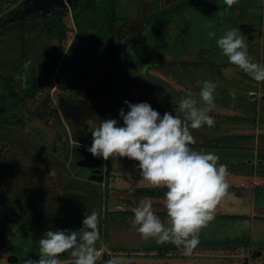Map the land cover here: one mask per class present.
I'll list each match as a JSON object with an SVG mask.
<instances>
[{
    "label": "rangeland",
    "instance_id": "obj_1",
    "mask_svg": "<svg viewBox=\"0 0 264 264\" xmlns=\"http://www.w3.org/2000/svg\"><path fill=\"white\" fill-rule=\"evenodd\" d=\"M13 1L15 0H0V24L6 23L4 20L5 17H7L10 5L14 3ZM19 1L20 0H16V5ZM88 1L90 0H83L80 7L85 5ZM163 2V0H160L156 4L155 0H146V2L144 0H113V2L110 3L109 0H95V7L97 9V6L100 5V3H103L106 6L111 5V8L107 9L109 12L108 14H111L109 17H105L106 11L103 12V9L96 11L92 7H89V9H86L85 11L78 10L80 7L75 10L71 8L64 14L52 12L51 14H53V16H48L49 18L45 19V22H47L49 28L55 25L59 26V32H62L64 35L62 41L57 39L54 35L49 34L46 26L38 22L39 20L37 21V24H33L36 22V18H28L26 20L24 23L27 27L26 29H23L19 22H12L11 24L1 26L0 75L3 76L1 78L4 79V89L6 90L5 83L10 80L11 82H14L19 93L22 94L23 89H21V83L16 81L20 80L21 82L23 78L26 80L35 78L39 83H46V81H48V85L46 86H48L47 90L49 92V82H51L49 80L52 79V73L49 68L54 69L56 60L55 62L52 61L56 52L60 51L57 48L63 50L64 47H69L67 49L68 55L66 58L71 54H73L74 57H77L78 55H83L84 51L88 52L90 56L88 63H92V66L94 64L98 65L102 62L99 64V66L102 67H99L98 72H100V76L106 75L105 71L108 67H110V70L112 68L113 60H110L113 52L116 54L114 57L116 62L114 63H117L119 60L117 54L118 49H113V52H111L112 50L107 48V51L104 52L102 48L105 41L113 36L110 33L112 30L119 34L117 44L119 45L120 42V47L124 46L126 50L129 48L132 49V54H134V46H132L133 42L131 39L134 36H136V39L141 38V42L136 43L141 52H145L147 48L152 50V58L150 61L147 59H143V62L138 59V61H134L132 60L133 58H130L131 60L128 61L129 63H127V66L129 69H134L139 66V72L137 71L136 74L144 81L142 86H148L147 91H151L152 97L155 96L153 99H156L158 103V105H155V110H158L161 115H163L161 108L167 106L169 107L168 112L180 116L181 113L178 110L175 111V109H178L179 100L189 94L198 101L200 107H204V102L200 100L199 92L204 81L211 80L217 83V87L214 93L215 107L209 113L212 116L214 114L213 117L215 122L212 127H209V129H215L218 127L219 129H229L230 131V129L244 128L248 132L255 131L250 122L253 117L251 113L252 111H255L254 113H257L256 111L264 113V81L258 82L254 80L238 66L230 63L228 57L224 55L216 45V38L223 35L228 29H237L238 34L243 36L248 44L249 59L252 62L264 65V0H234L231 7L227 6L223 0H186L179 6H174L175 1H173L169 4L171 8L164 7ZM145 3L146 6L144 7ZM150 4L153 6H149ZM135 6L136 9H134ZM239 12L243 15L241 16V21H250L256 25L257 30L255 31L254 38H250L251 40L248 39L242 32L241 28H239L240 23L239 26H237L238 20H234L235 23L231 26L223 23L225 20L222 19L226 15H231L234 19H237V13L239 14ZM154 17L156 19H154ZM117 18L127 20H125L120 26ZM18 21H20V19ZM147 27L149 30H147ZM100 31V35L103 38L101 43L97 40L99 37H96ZM145 31H149L150 35L147 34L148 37L143 34L142 36L140 35ZM212 31L216 33V37H209L208 33ZM120 34H122V40L120 39ZM164 37H166L169 43L162 39ZM147 38L149 39V43ZM192 40L194 41L192 42ZM150 41L152 43L155 42L153 47H150ZM53 48L57 51L50 53ZM95 49H97V51ZM147 52L149 54V51ZM126 56H129V54ZM145 62H148L149 64L146 68L148 76L145 72L141 76L140 73L143 72L141 71L140 66L142 64L143 70H145ZM42 65H45L44 71H41L40 69ZM62 67L64 69L62 70L64 71V74L69 72L65 63H63ZM90 68L91 70L93 69L92 67ZM117 69H119V67L115 66L114 70L116 71ZM92 71L87 80H90L91 78L90 81H92L93 75L97 74L96 71ZM111 73H113L112 70ZM64 74H62V76L65 78ZM111 77L112 81H114L113 75ZM62 81L63 78H60V80L56 79L57 83ZM130 83V81H127L125 85L128 86ZM60 86L61 85L58 86V90L60 89ZM134 89H136L135 92H140L141 87L137 86ZM42 90L44 91V89ZM250 90H254V93L258 96H256V100L254 101H251L252 94ZM231 93H235V95H232ZM100 94L101 93L97 92L94 93L96 98H98L97 96ZM45 95H47V93ZM126 97L129 98V95L127 94ZM99 99H102V97H99ZM140 99L148 102L150 97L146 91H142V93H140ZM222 103L224 104L223 107L225 106L226 109L218 108L217 104L222 105ZM113 105L116 115L119 116V103L116 102V99H114ZM218 110L222 111L221 115L223 117H220ZM238 113H240V116L236 115ZM242 113L248 114L247 116H244L247 119L243 120V122L236 123V116L241 117ZM228 114H232L233 116ZM100 115L103 118L94 124L95 127L97 125L99 126L103 119L108 118V113L103 116L102 112ZM180 117H183V115ZM11 119H13V117H11ZM261 121L262 124H264V118L261 119ZM10 122L11 126L15 127V122L13 120ZM118 123L122 125L123 121L119 120ZM19 127L23 128V125H19ZM0 132L5 134L8 138L11 134L22 138L17 131H8L6 133L0 129ZM212 137L215 138L214 135H212ZM236 137L237 135L233 132L230 134H224L222 137L217 138L216 141L223 143L224 141L231 140V142H233ZM65 139L66 136L64 140ZM223 146H225L224 148L227 150L231 148L230 145ZM122 158L121 161L124 162L125 157ZM240 159V153L233 152L226 161L224 158L222 160L223 163L232 164ZM111 160L114 161L116 158H111ZM242 160L245 161V159ZM138 163V161L130 159V165L128 167L125 165L123 166L121 172L125 176L129 175V179L125 180V184L122 183V185H149L143 178L140 181L133 179L134 176L140 175V170L138 168L133 169L131 166H137ZM54 171L58 173L57 176L61 178L58 180L59 185L56 188L58 196L62 199L64 198L66 201L75 199V201H73L75 205L62 204L56 211L68 213L71 209L78 210L82 208V200H77L81 199L79 197L80 194L75 192L79 195L77 196L75 193H71L74 192V188L77 186L74 185L71 180L65 181L67 177L64 176L65 171L63 168H56ZM10 174L12 175L13 181L25 184L26 181H23L21 168L16 167L15 173L11 172ZM70 185H74L73 188H70ZM64 189H66V191ZM35 196H37V193ZM72 196L74 197L71 198ZM51 197H53V193L49 191L47 193L46 207L53 209L55 208V202L50 201ZM223 205L229 206V204H225L224 200ZM63 216L65 215L61 216L62 219L66 220L67 217ZM74 216L71 217L73 221L69 220V223L72 227L78 229L81 224L74 223ZM33 218L36 223L41 225L44 223L42 220L38 221V217ZM56 222L57 218L55 216L49 217L46 219L45 228L47 230H54V228H56ZM215 225H217L216 220H213L209 222L206 227L201 229L200 243L193 250L191 255H185L182 248L176 250L160 249L155 255H161L154 257L149 255V253L145 254L143 252L146 248L151 249V247L147 246H158L153 243L155 241L154 239L144 240L142 236L136 239L133 234H131L130 238L126 239L123 236L111 232L110 237L116 239L115 242H112L110 239V243H112L113 246L119 247H108L109 252H107V261L111 260L113 261V264H264V251L261 255L258 253L264 248V231L255 227L250 235L252 242H248L249 234L245 224L231 221V217H227L223 219L219 226L215 227ZM98 227L102 239L100 220ZM212 228L213 231L210 232V229ZM29 235L31 238L32 236L37 238L44 236L41 231H30ZM150 240L152 242H150ZM38 241L39 239H34L30 245L31 249L29 254L31 257L33 253H38V247H36ZM168 244L170 243L160 244L159 247L165 248ZM247 245L249 246L247 247ZM97 246L101 247L100 242L97 243ZM246 247L248 249H246ZM140 251H142L141 254L138 253ZM131 252H137V254H131ZM241 253H246L247 256L243 257ZM165 254L173 256V258H167L168 261L164 260L162 263L160 260L164 259V256H166ZM67 256L71 255L67 254L66 257ZM155 258L159 259L157 260ZM64 260L65 255L62 253L59 256L58 263ZM97 261L100 260L97 259ZM0 264H4V262H0ZM7 264L10 263L7 261Z\"/></svg>",
    "mask_w": 264,
    "mask_h": 264
},
{
    "label": "flooded vegetation",
    "instance_id": "obj_2",
    "mask_svg": "<svg viewBox=\"0 0 264 264\" xmlns=\"http://www.w3.org/2000/svg\"><path fill=\"white\" fill-rule=\"evenodd\" d=\"M23 1L24 0H20L17 5L16 2L9 7L7 17H5L4 22H18L19 19L27 20L28 18H36L35 23H37L38 20L41 21L42 19L49 18L48 16H53V14H51L52 12L64 14L71 8L73 10L78 9L81 2H83V0H67V6L65 8L62 6H55L49 8L46 14H42L43 12L36 6V2L31 1L28 5H25ZM155 1L157 4L160 0ZM163 1L164 7L171 8L169 4L173 1H175L174 6H179L186 0ZM37 3H39L40 6H45V0H38ZM145 6L146 3L144 4V7ZM21 14L23 16H20ZM239 14L237 13V19H234L231 15H226L222 19L225 20L223 23L231 26L234 25V20H238L237 26H239L240 23L239 28H241V24L249 23L254 27V30L251 33L242 32L248 39L254 38L255 31L257 30L256 25L250 21H241V16L243 15ZM154 19L156 18L154 17ZM125 20L127 19H124L121 23H119L120 26L125 22ZM41 24L45 26L44 22ZM147 30H149L148 27ZM147 32L145 35L149 34V31ZM140 35L142 36V33ZM121 36L122 34H120V39L122 40ZM140 39H136V36L131 39L133 42L132 46H134V54H132V49L129 48L126 50L124 46L120 47V42L119 45L117 43L114 45L113 49H118V59L123 60L121 59L123 56L127 61L126 66L127 63H129L128 61L131 60L130 58H133L132 60L134 61L140 60L141 62H143V59L150 61L152 58V50L150 48H147L145 52H141L140 48H138V44L136 43L141 42ZM59 40L62 41L61 39ZM193 41L194 40H192V42ZM150 43V47H153L155 44V42L152 43L151 41ZM55 48H53L50 52H56L57 50ZM68 48L69 47L64 50L57 48L60 51H57L54 55L55 57L52 61L55 62L56 60L54 69L49 68L52 73V79L49 80L51 81L49 82V92L47 90L48 86H46L48 85V81H46V83H39L35 78L30 80L23 78L21 82L20 80L16 81L21 83V89H23L22 94L19 93L14 82H11L10 80L5 83V90L3 85L4 79L1 78L3 76L0 75V129L6 133L8 131H17L22 137L19 138L18 136H13V134H11L8 138L5 134L0 132V262H4V264H7V261L10 264H19L9 261V256L11 254L31 257L29 254L31 249L30 245L34 239L38 240L41 236L40 238L33 236L31 238L29 232L41 231L44 235L45 232L48 231L45 228L46 219L51 216H55L57 218L56 225L58 226H56L54 230L59 229L61 225H66L64 230H75L76 227H72L69 223V220L73 221L71 218L72 216L75 215L74 223L82 224L87 212H98L100 214L99 220L102 231V240L111 248L119 247L110 244L111 232L120 235V230H125V225L128 226L133 221L134 213L132 209L135 205L126 200V195L122 193L120 189H117L119 193L113 195L114 187L111 185L112 181H109L110 178L108 176L109 160H106L107 166L105 170L108 172H105L103 181L101 182L98 181L100 176L96 177V181L91 179L93 175L91 168L79 165V161L84 158V153L77 147V144L84 143L87 145L88 143L86 144V142L83 141V138L85 136V140L88 142L90 141L87 136L94 128V124L103 118L100 113L103 112V116H105L106 113H110L109 109L106 110V107L104 106L105 104H108L106 103L107 97L105 96L108 89L103 93L105 86L103 82L104 76H100V72H98L99 67L102 66H99V64L91 66V64L88 63V58L90 56L88 58H77L71 54L66 58L68 55ZM95 50L97 51V49ZM103 50L105 51L104 48ZM147 51H149L150 55ZM85 54H88V52ZM127 54H129V56H126ZM115 55L116 54L113 52L110 60H113L112 66H115ZM63 63H65V66L69 69V72L66 74L62 71L64 70L62 67ZM88 64L90 65L89 67L87 66ZM148 65L149 64L147 62L144 66L145 70H143V65L141 64L140 67L143 72L140 73L141 76L144 72L148 76L146 70ZM122 66L123 65H118L119 68ZM90 67L93 68L92 70L97 72L96 75H93L92 81H90L91 78L90 80H87L88 78L85 80L81 79V71L83 69L88 71L90 77V72L92 71ZM40 69L41 71H44L45 65H42ZM121 71L123 70L120 69L118 75L121 74ZM129 71H131V73L128 75L130 78H128V80L130 82L133 81L136 85H138V87H140V84L143 85L144 81L136 74L137 71L139 72V66L134 69L130 68ZM62 74H64L65 78ZM59 75L60 78H63V81L57 83L56 79L60 80ZM114 78L117 77L114 76ZM59 85L61 86L58 90ZM98 87L99 90H101V94L97 96L98 98H96L94 93L97 92ZM42 89H44V91ZM44 93H47V95ZM122 93L123 92H117L114 89L112 91L111 89V101H113L114 96L117 95L119 104H122ZM99 97H102V99H99ZM19 99L20 101L16 102ZM119 106L123 107L125 111H128L125 104ZM111 108H114L113 104L110 109ZM11 117H13V119H11ZM11 120L15 122V127L11 126ZM19 125H23V128H20ZM65 136L66 139L64 140ZM90 145L88 144L87 146ZM16 167L21 168L23 181H26L25 184H20L18 181L12 180V175L10 173H15ZM56 168H63L65 171L64 176L67 177L65 181L71 180L73 184L77 186L74 188V192L71 193L74 194L77 192L80 194L79 196L75 193V195L81 198L77 200H82V208L78 210L71 209L68 213L56 211L60 205H72L74 204L73 201H75V199L66 201L64 198L62 199L58 196L56 188L59 185L58 180L61 178H59V176H57L58 173L54 171ZM73 186L70 185V188H73ZM132 187L133 186L130 188ZM64 190L66 191V189ZM49 191L53 193V197L50 198V201L55 202V208L53 209L46 207L47 193ZM36 193L37 196H35ZM133 194L134 193L129 190L128 198H133ZM111 196L114 201L112 208L109 205L111 202ZM73 197L74 196L71 198ZM123 203L125 204L124 206H122ZM62 215H65L63 217H67V219L63 220L61 217ZM33 217H38V221L42 220L44 223L42 225L36 223ZM36 247H39V245ZM105 252H109L108 248L107 250L103 249L102 255L98 258V260H101L105 256ZM63 254L65 255L64 261L74 259L71 256L66 257L68 252ZM34 256L39 258V253H33L32 257Z\"/></svg>",
    "mask_w": 264,
    "mask_h": 264
},
{
    "label": "clouds",
    "instance_id": "obj_3",
    "mask_svg": "<svg viewBox=\"0 0 264 264\" xmlns=\"http://www.w3.org/2000/svg\"><path fill=\"white\" fill-rule=\"evenodd\" d=\"M223 2L231 7L234 0ZM208 35L216 37L214 31ZM216 45L230 63L254 80L264 81V65L249 59L248 44L237 29L226 30L216 38ZM216 87V82L204 81L199 92L204 107L191 94L180 99L178 111L183 113V120L170 112L161 115L146 101L125 100L128 111L119 109L123 124L116 118L103 119L92 129V143L87 148L94 157L104 160L118 156L138 161L140 175L149 185L166 188V217L162 220L151 202L141 200L132 209V223L144 240L171 243L182 248L185 255H191L200 243L201 229L215 219V210L229 189L228 168L218 163L219 156L190 147L195 142L191 129L214 125L209 113L215 107ZM99 216L96 211L87 212L78 229L46 231L38 241L39 259L29 257L22 264H58L60 254L65 252L74 258V264H96L97 242L102 249L108 248L101 239Z\"/></svg>",
    "mask_w": 264,
    "mask_h": 264
},
{
    "label": "crops",
    "instance_id": "obj_4",
    "mask_svg": "<svg viewBox=\"0 0 264 264\" xmlns=\"http://www.w3.org/2000/svg\"><path fill=\"white\" fill-rule=\"evenodd\" d=\"M146 2V0H144ZM151 6V4L149 5ZM134 9H136V6L134 7ZM51 53V52H50ZM81 55H78L77 58L81 57ZM120 69H122L123 71H121V74H119L120 78L119 80H122L124 77L130 75L129 73H131V71H129V69L127 68H119L117 69V73L120 71ZM128 71V72H127ZM127 72V73H126ZM126 79V78H125ZM124 79V80H125ZM103 82H104V89H103V93L107 90V93L109 92V88L112 89L113 91V87L110 86L109 84V80L107 78L106 75H104L103 77ZM112 81V80H111ZM106 82V83H105ZM113 83L115 84V81L111 82V85H113ZM119 83H121V81H119ZM116 85V84H115ZM138 85L136 84H131L127 90V94L129 95V98H126L123 101L122 104H124L125 100H128L132 103H139V102H145L146 100H141L140 99V93H142L141 91H145L148 93V96L150 97V99L148 100V103H150L152 105V107L155 109V105H158L156 99H153L154 97H152V93L151 91L148 92L147 91V86H142L140 84V92H135L136 89H134L135 87H137ZM99 90V87L98 89ZM116 90V89H114ZM119 91V89H118ZM117 91V92H118ZM119 92H122V90H120ZM251 92V101L256 100V96L257 94H255L254 90H250ZM106 94V93H105ZM118 94V93H117ZM123 94V93H122ZM123 97V96H121ZM152 97V98H151ZM258 97V96H257ZM114 99H116V102L119 103V100L117 98V95L114 96ZM113 99V101H114ZM112 101V104H113ZM218 101V100H217ZM147 102V101H146ZM264 102V99H263ZM119 104V105H122ZM223 103L221 104H217L218 108H223L226 109V107H223ZM252 105V104H251ZM161 106V104H160ZM159 106V107H160ZM216 106V107H217ZM120 109V106H118ZM171 108V107H170ZM162 109V114H164L165 112H168L169 107H163ZM113 115L112 118H116L118 121L121 120L120 117L118 115H115V109H113ZM128 110V108H127ZM178 110V109H177ZM220 117H223L221 115V110H218ZM251 112V111H250ZM255 111H252V118H251V123L254 127L253 130L255 131H250L248 132L247 130H245L244 128H239V129H219L218 127H214L215 129H209V127L207 125H203L201 128L198 129H191V133L194 137V143H192L190 145V147H192L195 150L198 151H205V152H212L216 155L219 156V161L218 163H222L227 165L228 168V172L229 175L227 176V182L229 184V189L227 191V193L225 194V196L222 198V200L220 201V203L218 204L216 210H215V219L216 220V224L215 227L219 226V224L223 221V219L227 218V217H231V221H235L238 223H243L245 224V226L247 227V232L249 234V240L248 242H252L251 240V233L252 231H254V228H259L261 229V231H264V124H262L261 119L264 118V113H259L260 111H256L257 113H254ZM213 114V113H211ZM240 113L236 114L238 116ZM183 115V113L180 114V116ZM228 115H232V114H228ZM248 114H241V117L236 116V123L237 122H243V120L247 119L244 116H247ZM214 116V114H213ZM233 116V115H232ZM181 119H184V116L181 117ZM98 127V125L96 126ZM95 128V125H94ZM235 132V134L237 135V137L235 138V140L233 142H231V140L228 141H224L223 143H219L217 142V138L222 137L224 134H230ZM86 135V134H85ZM212 135H214L215 138L212 137ZM89 137L90 141H86L85 140V136H84V142H86V144L88 143L89 145L92 143V131H90V134L87 136ZM87 144V145H88ZM223 145H230L231 148H229V150H227L226 148H224L225 146ZM228 151V152H227ZM233 152H238L240 153L241 159L237 160L235 163H223V158L226 161L227 158L230 156L231 153ZM123 158L122 157H116V160H111V158H109L108 162H109V181H112L111 185H113L114 189H113V195L116 193H119V191H117V189H120L122 191V193H124L126 195V200H128V202H132L135 206L141 201H149L152 203L153 205V210L154 212L161 217V219L163 220L166 215H167V210L164 207V193H162L161 195H145V196H137L135 194H133L132 196H134L133 198H128V192L133 188H145V187H152L151 185H139V186H133V185H129V186H124L122 185V183H124L125 180L129 179V175L125 176L122 172L121 169H123V166L125 165L126 167H128L130 165V159L125 157L124 158V162H122ZM242 159H245L242 160ZM131 168H138L137 166H131ZM108 171H106L107 173ZM128 177V178H127ZM139 178V179H138ZM133 179L140 181L142 179L141 175L139 176H134ZM125 184V183H124ZM131 186H133L132 188H130ZM136 196V197H135ZM115 198V197H114ZM111 202L109 203L110 207L112 208L113 206V198L112 196L110 197ZM223 200L225 202V204H229L230 206V210H229V206H224L223 205ZM122 205V204H121ZM125 204L123 203L122 206H124ZM134 216V215H133ZM134 218V217H133ZM70 225V224H67ZM58 226V225H56ZM66 225H61L59 229L64 230V227ZM214 228V227H213ZM213 228L210 229V232L213 231ZM131 234H133L135 236L136 239H138L141 234L138 233L136 231V228L133 226V224L131 223L130 225L126 226L125 225V230H120V236L127 238H130ZM114 237H111V241L115 242ZM131 240V239H129ZM150 242H152L150 240ZM155 243V245L157 244L155 241L153 242ZM111 245H113L112 243H110ZM159 247L160 244H157ZM168 245H171L168 244ZM249 245H247L248 247ZM110 247V246H108ZM147 247H156V246H147ZM246 247V249H248ZM264 248L262 251H259V255L263 254ZM142 251L138 252L139 254H141ZM144 252V251H143ZM157 252V250L153 251L151 250L149 252V255L157 257V255H155V253ZM145 253V252H144ZM131 254H137V252H131ZM146 254V253H145ZM243 257L247 256L246 253H241ZM166 255V254H165ZM172 255V254H171ZM167 258H173V256H164V259L160 260L163 261L166 260L168 261ZM155 259H159V258H155ZM161 259V258H160Z\"/></svg>",
    "mask_w": 264,
    "mask_h": 264
},
{
    "label": "trees",
    "instance_id": "obj_5",
    "mask_svg": "<svg viewBox=\"0 0 264 264\" xmlns=\"http://www.w3.org/2000/svg\"><path fill=\"white\" fill-rule=\"evenodd\" d=\"M110 1V3H112L113 2V0H109ZM10 2V1H9ZM9 2H7V3H9ZM14 3L13 4H15L16 3V0L15 1H13ZM7 3H6V5H7ZM13 4H11V5H13ZM10 5V6H11ZM89 7H92V8H94L96 11H100L99 9H103V12H105L106 13V16L105 17H109V16H111V14H108L109 12H108V10L107 9H110L111 8V5H109V6H106V5H104L103 3H100V5H98L97 7H98V9L95 7V0H90V1H88L85 5H82L81 7H80V9L81 10H86V9H89ZM113 7H114V5H113ZM115 18H116V16H115ZM115 18H114V20H115ZM118 20H119V23H121L122 21H123V19H119V18H117ZM19 22V24H20V26L23 28V29H26L27 27L24 25V23L26 22V19H21L20 21H18ZM40 23H42V22H44V24H45V26H46V29L48 30V33L49 34H51V35H55L58 39H63V33L62 32H59V26L58 25H55V26H51L50 28H49V25H47V22H45V19H42L41 21H39ZM12 22H7V23H5V24H0V27L1 26H3V25H6V24H11ZM38 23V22H37ZM37 23H35V24H37ZM162 26H164V25H162ZM49 28V29H48ZM107 28V27H106ZM105 28V29H106ZM109 28V27H108ZM110 29V28H109ZM102 30V29H101ZM65 31V30H64ZM147 32V31H146ZM146 32H143L142 34L143 35H145L146 34ZM110 33L113 35L110 39H108L107 41H105V43L103 44V46H102V48H104L105 49V51H107V48H110V50H112L113 49V47H114V45L117 43V39H118V34H117V32H113L112 30L110 31ZM148 33V32H147ZM101 34V31L96 35V37L98 38L99 37V39H97L98 41H99V43H101L102 41H103V38H102V36L100 35ZM104 34V33H103ZM110 34V35H111ZM145 36H147V35H145ZM165 42H168L169 43V41H167V39H166V37H164V38H162ZM64 49H65V47H64ZM63 49V50H64ZM60 50H61V48H60ZM104 51V52H105ZM113 51V50H112ZM86 53V51H84L83 52V55L81 56V57H83V58H88L89 57V55L88 54H85ZM121 59H123V60H119L120 62H117V63H115V66L117 65H123L121 68H127V69H129L127 66H126V59L122 56V58ZM130 61V60H129ZM88 62H89V58H88ZM58 63V62H57ZM94 63H97V62H94ZM102 62H100L99 64H101ZM89 64H92V63H89ZM87 65L88 67L90 66V65ZM125 65V66H124ZM115 66H112V68H111V70L113 71V73H111V70H110V68H108L106 71H105V74H106V76H107V78H108V80H109V84H110V86L111 87H113V89H116V91H118V89H119V91L120 90H122V92H123V94H122V100H124V99H126L127 97V90H128V88H129V86L132 84V83H134L133 81H131V83L128 85V86H126L125 85V83L127 82V81H129L128 80V78H129V76H126V77H124L122 80H119V78H120V76L118 75V73H116V71L114 70V68H115ZM115 71V72H114ZM128 72V71H127ZM126 72V73H127ZM113 75V77L115 76V77H117V78H114V81H115V84L113 83V85L114 86H112L111 85V80H112V76ZM126 78V79H125ZM125 79V80H124ZM130 79V78H129ZM119 81H121V83H119ZM135 84V83H134ZM118 91V92H119ZM144 91V90H143ZM146 91V90H145ZM110 92H111V88H110V90H109V92L108 93H106L105 94V96L107 97V101H106V103H108V104H105L104 106L106 107V110L107 109H109V111H110V113H108V115H107V117L108 118H112V113H113V111H112V108L110 109V107H111V105H112V101H111V99H110ZM142 92V91H141ZM97 93H101V90H97ZM124 98V99H123ZM20 101V99L19 100H17L16 102H19ZM0 112H1V109H0ZM115 115H116V113H115ZM166 190V188H164V187H159V188H157V187H145V188H133L131 191L135 194V195H137V196H145V195H149V194H151V195H161L162 193H164V191ZM100 247L99 246H97V249H99ZM160 249H163V250H176V249H179L178 247H176L175 245H173V244H171V245H167V246H165V248H161V247H151V249H145V253H149L151 250H157V251H160ZM161 253V252H160ZM108 254H107V252H105V256L100 260V261H96V264H106V262H107V259H108V256H107ZM158 255H161V254H158ZM157 255V256H158Z\"/></svg>",
    "mask_w": 264,
    "mask_h": 264
},
{
    "label": "water",
    "instance_id": "obj_6",
    "mask_svg": "<svg viewBox=\"0 0 264 264\" xmlns=\"http://www.w3.org/2000/svg\"><path fill=\"white\" fill-rule=\"evenodd\" d=\"M31 1L36 2V6L39 8V10H42L43 12L42 14H46L49 8H52L55 6H62L63 8L67 6V3H66L67 0H45V6L44 5L40 6L39 3H37L38 0H24L23 2L25 3V5H28V3ZM20 16H23V15L21 14ZM241 30L244 33H247V32L251 33L254 30V27L251 26L249 23H243L241 24ZM81 72H82L81 79L85 80L89 77L88 71L86 69H83ZM77 147L81 150V152L84 153V158H82L79 161V165L89 167L92 169L93 175L91 179L92 180L94 179L93 181H96L95 179L97 176H100V178L98 179L99 182L103 181V177L105 175V172H106L105 170L107 166L106 160H104L102 157L101 158L94 157L90 152L87 151V148L89 146L85 145L84 143L77 144ZM108 176H110V173ZM27 258L29 257L25 255L18 256L17 254H11L9 256V261L13 263L22 264L23 260ZM30 258L39 259L37 256L30 257ZM58 264H74V259L63 261Z\"/></svg>",
    "mask_w": 264,
    "mask_h": 264
},
{
    "label": "built area",
    "instance_id": "obj_7",
    "mask_svg": "<svg viewBox=\"0 0 264 264\" xmlns=\"http://www.w3.org/2000/svg\"><path fill=\"white\" fill-rule=\"evenodd\" d=\"M102 252H103V249L102 248H99L98 249V258L102 255Z\"/></svg>",
    "mask_w": 264,
    "mask_h": 264
}]
</instances>
